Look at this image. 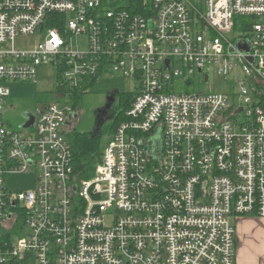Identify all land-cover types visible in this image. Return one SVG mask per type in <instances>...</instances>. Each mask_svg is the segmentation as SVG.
<instances>
[{
    "label": "built area",
    "instance_id": "1",
    "mask_svg": "<svg viewBox=\"0 0 264 264\" xmlns=\"http://www.w3.org/2000/svg\"><path fill=\"white\" fill-rule=\"evenodd\" d=\"M47 63L63 102L10 129L7 82L35 84ZM114 73L137 92L80 180L71 98ZM211 73L235 81L233 104L177 91ZM241 218L264 219V0H0V264H236Z\"/></svg>",
    "mask_w": 264,
    "mask_h": 264
},
{
    "label": "rangeland",
    "instance_id": "2",
    "mask_svg": "<svg viewBox=\"0 0 264 264\" xmlns=\"http://www.w3.org/2000/svg\"><path fill=\"white\" fill-rule=\"evenodd\" d=\"M41 38L43 39L39 32L32 36H20L14 41V48L19 52H31L36 49ZM74 42H76L75 39ZM83 42L84 39L82 38L81 43ZM1 47L10 51L13 44L9 42ZM199 77L192 78V81L179 78L175 84L177 91L180 92L186 89V93L223 92L229 97V104H233V98L237 91L233 79L217 78L211 73L206 83L204 78L199 79ZM138 84V81L125 78L121 74H108L96 86L90 88L88 93L79 95L77 100L72 97L71 103L78 110V122L76 128L74 127L71 132L73 133L77 130L81 134L94 133L97 124V110L105 105L106 97L114 92L125 96H135ZM6 85L9 87L11 94L3 104L2 117L8 122V127L12 130H19L20 126L25 123V114L35 115L37 109L42 105H49L56 101L63 102L56 98L58 97L59 78L58 71L52 63L43 64L40 67L38 80L35 84L32 82L10 81ZM61 95H64L63 92ZM74 102L77 103L75 104ZM237 102L239 104L238 100ZM119 119L120 117L117 120L113 119L104 126L101 133L103 134L102 145H108L109 141H111L112 135L110 133L118 126ZM69 139H71L70 136ZM7 186L14 193L31 190L35 187L34 175L12 176L8 179ZM239 220H234L237 234L236 264H240L239 253L243 248L246 249L248 257L246 264H264V219L250 218L248 220L251 223L247 226L240 225ZM30 264H36V262L33 261Z\"/></svg>",
    "mask_w": 264,
    "mask_h": 264
},
{
    "label": "trees",
    "instance_id": "3",
    "mask_svg": "<svg viewBox=\"0 0 264 264\" xmlns=\"http://www.w3.org/2000/svg\"><path fill=\"white\" fill-rule=\"evenodd\" d=\"M79 95V93H74L73 97L77 100ZM133 100L134 96H125L119 93L117 95V103H119L116 109L117 114L113 119L117 120L120 117L118 121L121 122L124 119L125 112L131 107ZM74 103L76 104L77 102ZM114 132L115 130L110 134L113 136ZM101 133L102 131L98 135L95 133L81 134L76 130L70 134L74 154L75 175L80 180H90L95 176L97 166L107 147L106 144L102 145L103 134ZM102 146L105 147L102 148Z\"/></svg>",
    "mask_w": 264,
    "mask_h": 264
},
{
    "label": "water",
    "instance_id": "4",
    "mask_svg": "<svg viewBox=\"0 0 264 264\" xmlns=\"http://www.w3.org/2000/svg\"><path fill=\"white\" fill-rule=\"evenodd\" d=\"M238 49L242 52V53H247L250 51V48L247 47V44L245 42H239L238 43ZM119 93H110V96L107 99L106 105L104 108H100L97 110V124H96V130H95V134L98 135L102 129L104 128V126L110 122L111 118H109L108 116V112L109 110L116 104L117 101V95ZM25 119L27 120V123L24 124L22 126V128H28L33 124V119L30 117L29 114H25L24 115ZM154 155V154H153Z\"/></svg>",
    "mask_w": 264,
    "mask_h": 264
},
{
    "label": "crops",
    "instance_id": "5",
    "mask_svg": "<svg viewBox=\"0 0 264 264\" xmlns=\"http://www.w3.org/2000/svg\"><path fill=\"white\" fill-rule=\"evenodd\" d=\"M248 219H250V218H241L238 222H239V224L240 225H244V226H247L249 223H251V222H249V220ZM250 245V244H249ZM248 245V246H249ZM244 249V248H243ZM241 249L240 250V253H239V263L240 264H246L247 263V259H248V257H247V253H246V249ZM250 251V250H249Z\"/></svg>",
    "mask_w": 264,
    "mask_h": 264
},
{
    "label": "flooded vegetation",
    "instance_id": "6",
    "mask_svg": "<svg viewBox=\"0 0 264 264\" xmlns=\"http://www.w3.org/2000/svg\"><path fill=\"white\" fill-rule=\"evenodd\" d=\"M109 96H110V94L106 97V102H107V99H108ZM106 102H105V105H106ZM105 105H104L102 108H104ZM116 105H117V104H115V105L109 110V112H108V116H109V118H111V120H113L114 116L117 114V112H116ZM111 120H110V122H111ZM75 128H76V127H75Z\"/></svg>",
    "mask_w": 264,
    "mask_h": 264
}]
</instances>
